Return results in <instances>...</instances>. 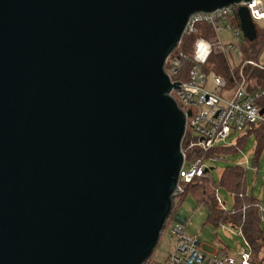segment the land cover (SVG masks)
Returning a JSON list of instances; mask_svg holds the SVG:
<instances>
[{"label":"water","instance_id":"water-1","mask_svg":"<svg viewBox=\"0 0 264 264\" xmlns=\"http://www.w3.org/2000/svg\"><path fill=\"white\" fill-rule=\"evenodd\" d=\"M249 1L0 0V264L147 263L192 113L166 60L232 5L254 41Z\"/></svg>","mask_w":264,"mask_h":264},{"label":"built area","instance_id":"built-area-1","mask_svg":"<svg viewBox=\"0 0 264 264\" xmlns=\"http://www.w3.org/2000/svg\"><path fill=\"white\" fill-rule=\"evenodd\" d=\"M241 5L249 9L256 29H264V0H251ZM239 7L240 4H237L191 16L185 34L195 32L197 25L205 22L211 25L213 37H197L191 54L180 49L181 41L165 63L172 82H181V88H173L171 95L185 112L192 111L187 116L186 134L188 128L199 134L197 141L190 139L188 148H198L203 155L232 131H244L245 134L264 127V112L261 113L264 108V82L260 84L252 75L256 70L264 71V44L255 58L245 57L244 48L248 46V39L241 28ZM221 31H233L235 41L222 40ZM213 53L225 56L229 67L228 77L204 71L203 67ZM184 155L183 169L186 165L188 169L181 173V191V183L191 182L196 176L203 175L206 169L204 156L187 162L185 152ZM188 224V219L174 220L165 232L175 240L173 252L164 261L149 260L147 264H238L237 259L227 252L205 253L197 238L188 234ZM246 245L239 264H254L251 246L247 241Z\"/></svg>","mask_w":264,"mask_h":264},{"label":"trees","instance_id":"trees-1","mask_svg":"<svg viewBox=\"0 0 264 264\" xmlns=\"http://www.w3.org/2000/svg\"><path fill=\"white\" fill-rule=\"evenodd\" d=\"M213 35L214 32L211 25L205 22L199 23L195 32L183 36L180 49L191 54L197 37L202 36L211 39ZM263 44L264 29L257 27L256 39L254 41L248 40V46L244 48L245 57L255 58ZM203 69L206 73L215 72L225 77L229 76L227 61L225 56L220 53H213ZM252 75L258 79L260 84L264 82V71L256 70ZM250 133H254L260 141L264 142V127L261 126L245 133L230 148L239 149L242 144L241 139L247 137ZM190 139L191 137L186 134L183 141V150L186 154L187 162L201 156H204L205 160L215 161L219 153L223 151L214 147L203 155V151L198 148H188ZM209 172L210 170L204 172L201 176H196L189 183H181L183 190L175 197L172 213L162 235L165 234L169 225L174 221L178 207L182 204L185 197L191 194L197 200V203L207 210L208 222L215 226L229 225L240 229L253 251V263L264 264V233L261 228L264 207L261 206L256 198L248 194L245 170L241 166H228L221 172L220 184L233 196L234 204L231 210H227L220 203L217 187L212 181ZM147 263H149V260Z\"/></svg>","mask_w":264,"mask_h":264},{"label":"rangeland","instance_id":"rangeland-1","mask_svg":"<svg viewBox=\"0 0 264 264\" xmlns=\"http://www.w3.org/2000/svg\"><path fill=\"white\" fill-rule=\"evenodd\" d=\"M220 38L225 41H235L233 31H221ZM188 136L197 141L199 134L188 128ZM244 135V131H232L224 140L219 141L216 147L223 150L215 161L205 160L204 168L210 169V177L217 187V195L227 210L233 208V196L220 184L221 172L228 166H241L246 172L248 194L256 198L264 207V142L254 133L244 137L239 149L230 148ZM226 149V150H225ZM225 150V151H224ZM188 165L183 169L187 171ZM177 214L189 220L187 232L196 237L203 251L207 254L227 252L240 262L241 253L247 249L246 240L240 229L229 225L215 226L208 222L207 210L197 203L191 195H187L178 207ZM174 220V219H173ZM264 233V219L261 223ZM175 240L168 233L163 234L160 242L149 260L164 261L170 252H173Z\"/></svg>","mask_w":264,"mask_h":264},{"label":"crops","instance_id":"crops-1","mask_svg":"<svg viewBox=\"0 0 264 264\" xmlns=\"http://www.w3.org/2000/svg\"><path fill=\"white\" fill-rule=\"evenodd\" d=\"M177 215V214H176ZM176 217V216H175ZM174 220H176V219H174Z\"/></svg>","mask_w":264,"mask_h":264}]
</instances>
